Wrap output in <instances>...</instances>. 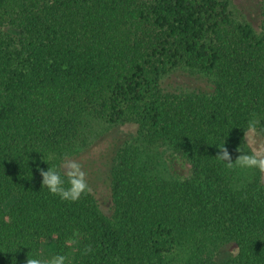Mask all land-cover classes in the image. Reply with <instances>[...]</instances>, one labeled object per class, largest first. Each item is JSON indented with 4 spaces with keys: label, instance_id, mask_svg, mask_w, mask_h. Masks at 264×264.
I'll return each mask as SVG.
<instances>
[{
    "label": "trees",
    "instance_id": "obj_1",
    "mask_svg": "<svg viewBox=\"0 0 264 264\" xmlns=\"http://www.w3.org/2000/svg\"><path fill=\"white\" fill-rule=\"evenodd\" d=\"M260 3L254 26L230 0H0V264H264V172L217 157L264 138ZM119 125L108 211L42 187Z\"/></svg>",
    "mask_w": 264,
    "mask_h": 264
},
{
    "label": "clouds",
    "instance_id": "obj_2",
    "mask_svg": "<svg viewBox=\"0 0 264 264\" xmlns=\"http://www.w3.org/2000/svg\"><path fill=\"white\" fill-rule=\"evenodd\" d=\"M254 128V122H250L249 129L253 130ZM246 141L249 144L248 153L240 155L235 162H232V157L224 144L219 146L221 153L217 157L228 168L239 167L264 172V146L257 150H251V145L256 143L254 137H247ZM44 160L48 163L46 159ZM39 170L42 176V187L46 188L50 194L58 196L62 201L76 202L90 192L83 165L70 157H63L59 166H48L46 170ZM85 251L90 253L92 249L89 247ZM67 262L68 257L61 253L53 255L47 261H42L38 257L27 259V264H67Z\"/></svg>",
    "mask_w": 264,
    "mask_h": 264
},
{
    "label": "rangeland",
    "instance_id": "obj_3",
    "mask_svg": "<svg viewBox=\"0 0 264 264\" xmlns=\"http://www.w3.org/2000/svg\"><path fill=\"white\" fill-rule=\"evenodd\" d=\"M232 9L237 17H243L246 20L252 22L256 26L260 19L261 3L260 0H230ZM179 74V73H178ZM179 84L183 83H196L193 78H187L184 76H179L177 78ZM170 82V81H169ZM100 131V127H96ZM135 133L134 126L119 125L111 128L108 132L97 134L95 137L96 142H94L91 147L85 152L72 157V159L80 162L83 165V170L86 172V180L90 187L95 191L96 197L99 199L100 206L103 211H108L110 204L109 193L107 190V179H106V165L108 164V154L111 151L113 143H116V139L119 137H125L128 135L130 137L132 133ZM247 137H254L256 143L252 144L253 150L259 149L257 143L258 139L264 141V138L257 136L256 133L248 132ZM107 147L110 150H106ZM103 161V163H101ZM179 168V167H178ZM181 168V167H180ZM46 253L42 254L41 260L47 261ZM67 264H72L68 261Z\"/></svg>",
    "mask_w": 264,
    "mask_h": 264
},
{
    "label": "flooded vegetation",
    "instance_id": "obj_4",
    "mask_svg": "<svg viewBox=\"0 0 264 264\" xmlns=\"http://www.w3.org/2000/svg\"><path fill=\"white\" fill-rule=\"evenodd\" d=\"M109 200H110V194H109Z\"/></svg>",
    "mask_w": 264,
    "mask_h": 264
}]
</instances>
